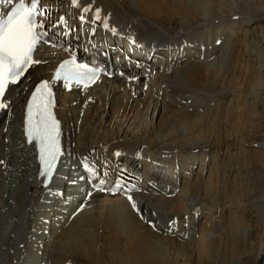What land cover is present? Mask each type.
Masks as SVG:
<instances>
[{
    "label": "bare ground",
    "instance_id": "obj_1",
    "mask_svg": "<svg viewBox=\"0 0 264 264\" xmlns=\"http://www.w3.org/2000/svg\"><path fill=\"white\" fill-rule=\"evenodd\" d=\"M53 1L60 6L67 3ZM79 1V8L70 9L68 4L69 16L87 9L83 17L90 22L91 9H99L110 23L137 34L148 47L145 57L156 49L161 59L148 61L158 71V75L148 72L154 77L150 88L136 80L143 73L136 62L129 69L133 83L129 79L103 83L87 97L62 94L58 114L65 125L69 174L83 150L109 168L125 161L140 173L141 164L154 158L165 165L146 163L145 172L159 170L170 176L167 183L158 181L163 186L146 182L135 206L119 198L95 196L93 209L89 211L87 205L75 218L72 215L84 201L78 194L67 201L74 189L69 183L80 186L82 182L70 177L66 182L64 174L54 190L41 189L31 151L17 130L27 96L24 91L50 74L58 53L43 52L41 58L49 63L35 67L12 89L11 109L0 127V264H241L252 227L247 212L252 205L264 206V195H252L251 181L244 173L235 202L226 198L231 183H225L226 191L221 185L222 173L232 167L222 163L226 155L222 146L229 149L240 142L238 114L246 111L244 97L252 78L249 67L239 83L243 50L234 39L236 28L228 32L224 25L249 21L253 0L246 5L238 0ZM233 16L237 21H231ZM85 21L73 18L76 26H95ZM189 43L194 50L184 48ZM227 92L233 95L229 105L223 102ZM163 110L167 115L158 121ZM83 116L86 123L81 126ZM139 155L145 160L134 165L132 159ZM181 155H188L189 161L182 163ZM181 164L190 176H183ZM194 164L199 166L194 169ZM173 166H178L177 173ZM49 196L57 201L53 208L44 203ZM66 205L73 207L71 211H65ZM204 209L207 218L195 225V213ZM260 259L259 264H264V248Z\"/></svg>",
    "mask_w": 264,
    "mask_h": 264
},
{
    "label": "rangeland",
    "instance_id": "obj_2",
    "mask_svg": "<svg viewBox=\"0 0 264 264\" xmlns=\"http://www.w3.org/2000/svg\"><path fill=\"white\" fill-rule=\"evenodd\" d=\"M248 1L251 0H238L241 5L248 4ZM251 5H253V17L249 18V21L245 22L246 24H239L238 22L231 24L227 22L224 25L228 32L236 28L234 39L240 41L239 44H241V49L243 50L240 56V65L237 74L239 83L244 82L249 67L251 68L252 75L249 92L244 97L247 103L246 111L243 115L238 114V119H242L241 121L239 120V124L241 125L240 142L232 145L229 149L226 144L222 146V148H225L226 154L222 157V163L224 165L230 163L232 167L222 173L223 180L221 185L223 187L222 189L226 191L224 187L225 183H231L232 186L230 185L228 187L226 198L233 202H235L234 197H236L237 191L242 188L243 173L251 181L250 191L252 195L254 197L264 195V149L262 148V144L264 143V0H253ZM231 21L234 22L237 20L233 16ZM225 95H227V98L223 102L229 105L233 100V95L229 92ZM153 113L154 111L151 112V114ZM166 115L167 110H163L162 116L158 121L164 120ZM213 156H215V153L211 155V158ZM180 159H183L182 163H185L189 161V156L181 155ZM206 161L207 158L204 161L205 166ZM198 164L197 166L194 164L193 168L196 169L199 166ZM141 165L144 169L147 168L146 162H143ZM244 165L248 166L247 171L242 170ZM179 168L183 176L187 175V173H189V176L191 175L190 171L184 165L181 164ZM206 173H209L208 169ZM177 192H180V189ZM231 211V207L228 206V217ZM207 216L208 209H204L199 214L195 213L196 220L194 224L196 225L200 220V222L205 221ZM247 218L251 220L252 227L250 229L249 246L241 264H259L264 248V206L258 207L252 205L247 212ZM187 220L188 222L190 221L189 218ZM226 224L227 221H225L224 225ZM236 264L239 263L237 262Z\"/></svg>",
    "mask_w": 264,
    "mask_h": 264
},
{
    "label": "snow or ice",
    "instance_id": "obj_3",
    "mask_svg": "<svg viewBox=\"0 0 264 264\" xmlns=\"http://www.w3.org/2000/svg\"><path fill=\"white\" fill-rule=\"evenodd\" d=\"M73 3H76V0H73ZM37 5L38 0H27V2L19 0L6 19L0 18V111H6L8 107L5 101L8 86L17 83L28 66L35 62L33 53L42 37L38 29L43 28V25L38 24L36 20L40 14ZM61 74L69 81L75 80L80 83L95 80L98 77V70L71 61L62 67V71L58 72L57 76ZM50 97L49 85L44 82L33 96V104L29 109L30 115L34 109L37 117L35 123L30 124L29 136L34 141H39L41 159L46 161L49 170L58 154V125L52 119ZM85 167L88 168L87 165ZM88 171L95 177L91 168H88Z\"/></svg>",
    "mask_w": 264,
    "mask_h": 264
}]
</instances>
